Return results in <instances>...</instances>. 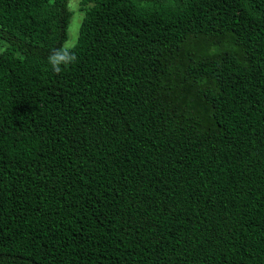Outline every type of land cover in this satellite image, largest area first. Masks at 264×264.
<instances>
[{"label":"trees","instance_id":"obj_1","mask_svg":"<svg viewBox=\"0 0 264 264\" xmlns=\"http://www.w3.org/2000/svg\"><path fill=\"white\" fill-rule=\"evenodd\" d=\"M81 4L0 0V264H264V0Z\"/></svg>","mask_w":264,"mask_h":264},{"label":"rangeland","instance_id":"obj_2","mask_svg":"<svg viewBox=\"0 0 264 264\" xmlns=\"http://www.w3.org/2000/svg\"><path fill=\"white\" fill-rule=\"evenodd\" d=\"M68 7L72 11V15L70 17V21L68 24L67 38L63 42L64 48H70L76 43L79 35L80 23L84 15V11L82 10L81 0H68ZM6 48H8V43L0 39V52L2 50H5Z\"/></svg>","mask_w":264,"mask_h":264},{"label":"clouds","instance_id":"obj_3","mask_svg":"<svg viewBox=\"0 0 264 264\" xmlns=\"http://www.w3.org/2000/svg\"><path fill=\"white\" fill-rule=\"evenodd\" d=\"M61 70L60 66H54L53 71L59 72Z\"/></svg>","mask_w":264,"mask_h":264}]
</instances>
